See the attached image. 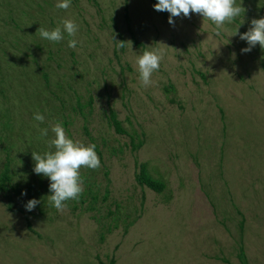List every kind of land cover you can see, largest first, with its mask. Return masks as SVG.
Masks as SVG:
<instances>
[{"label":"rangeland","instance_id":"374dc122","mask_svg":"<svg viewBox=\"0 0 264 264\" xmlns=\"http://www.w3.org/2000/svg\"><path fill=\"white\" fill-rule=\"evenodd\" d=\"M57 2L0 0V171L10 161L11 184L26 203L40 201L15 210L18 194L0 192V264H243L242 246L248 264H264V49L242 53L240 39L264 17V0H236L246 11L220 36L194 13L170 25L153 0ZM65 19L78 25L74 37L36 33L63 30ZM159 48L145 88L135 60ZM57 122L95 144L101 165L80 169L84 191L62 213L32 159L55 150ZM136 159L166 183L162 192L137 182Z\"/></svg>","mask_w":264,"mask_h":264},{"label":"clouds","instance_id":"9594fccd","mask_svg":"<svg viewBox=\"0 0 264 264\" xmlns=\"http://www.w3.org/2000/svg\"><path fill=\"white\" fill-rule=\"evenodd\" d=\"M242 3L238 6L236 0H158L153 7L156 11H166L170 14L168 19L170 25H174V17L183 16L190 18L191 14H198L203 17V20H210L215 25L214 35L220 36L226 23H232L241 13H245L246 9L242 7ZM70 6L71 0H58L56 4V8L64 10H67ZM62 25L63 30L60 26L51 31L39 27L36 33L41 38L53 43L63 40L65 32L69 37L76 35L78 25L74 21L65 19L62 21ZM237 33L238 29L234 35ZM240 39L248 44V47L241 50L242 53L250 52L257 44L264 49V17L252 19L251 27L247 32L240 34ZM77 43V40L70 39L68 47L75 49ZM119 46L123 47V42ZM165 54L166 48H159L152 51H144L135 60L134 66L137 68L140 82L145 88L153 84V73L159 70ZM34 119L43 123L45 117L37 112L34 114ZM34 127L39 131L38 139L48 136V128L41 129L38 124L34 125ZM51 132L54 134V138L47 141V143L49 149L54 148L55 150L48 151L43 155L32 152V159L35 161L33 171L35 174L43 175L49 179L51 195L47 196L48 203L62 213L67 207L66 202L69 200L78 201L84 191L80 169L89 168L96 170L101 165L95 151V144L85 146L68 138L63 125L59 122L51 126ZM21 194L26 195V192ZM39 203L40 201L35 198L30 199L26 203L25 208L27 211H32Z\"/></svg>","mask_w":264,"mask_h":264},{"label":"trees","instance_id":"16d2710c","mask_svg":"<svg viewBox=\"0 0 264 264\" xmlns=\"http://www.w3.org/2000/svg\"><path fill=\"white\" fill-rule=\"evenodd\" d=\"M153 1H156V3L158 2V0H153ZM94 2L98 5L97 0H94ZM133 41L136 45L142 46L143 49L145 50V46L143 45V43L138 41L135 36H133ZM202 75H204V74L202 73ZM166 90H169V89L166 88ZM90 102H92V99ZM109 116H110V120H111L112 124L114 125L117 132H119V133H126L127 132L126 129H124V127L122 126V123L118 119L117 113L114 110H112L110 112ZM86 132L89 134L88 130H86ZM141 143H139L140 146H141ZM132 144H133L134 149H135V140L134 139L132 140ZM96 148H97V146H96ZM135 163H136V166L138 169V171L136 173V180L140 185L147 186V187L155 190L156 192H162L165 189L166 183L160 179L155 178L149 172L146 163L139 162L137 159H136ZM11 182H12L11 165H10V161H8L6 163L4 169L0 171V192H2L4 195L10 194L11 191L16 192L19 196V201H20L22 207H17V208H15V210H21V208H23V207L25 208V205H26V202L23 199V196L21 194L22 188H20L19 186L12 185ZM244 222H245V218L243 217L242 221H241V228L242 229L244 227ZM28 227L32 231L36 232L32 228V224L30 222H28ZM239 257L241 258L243 264H248L247 257H246L245 250H244L243 246L241 247ZM223 260L225 262H229V260H227V259H223ZM115 262H116L115 258H112L110 260V264H115Z\"/></svg>","mask_w":264,"mask_h":264}]
</instances>
